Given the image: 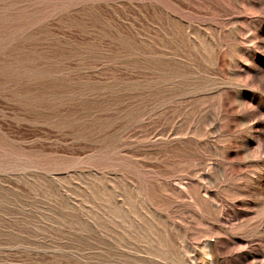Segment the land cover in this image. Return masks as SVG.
Listing matches in <instances>:
<instances>
[{
  "label": "rangeland",
  "instance_id": "obj_1",
  "mask_svg": "<svg viewBox=\"0 0 264 264\" xmlns=\"http://www.w3.org/2000/svg\"><path fill=\"white\" fill-rule=\"evenodd\" d=\"M0 264H264V0H0Z\"/></svg>",
  "mask_w": 264,
  "mask_h": 264
}]
</instances>
